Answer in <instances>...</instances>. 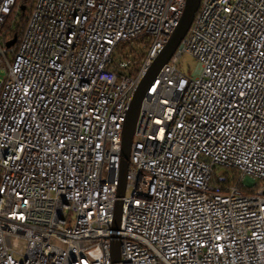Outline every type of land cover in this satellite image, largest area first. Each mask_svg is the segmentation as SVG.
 <instances>
[{
    "label": "built area",
    "instance_id": "built-area-1",
    "mask_svg": "<svg viewBox=\"0 0 264 264\" xmlns=\"http://www.w3.org/2000/svg\"><path fill=\"white\" fill-rule=\"evenodd\" d=\"M184 2L33 0L7 46L15 0H0V264H264V0H200L141 101L117 195L128 105ZM139 39L137 72H117Z\"/></svg>",
    "mask_w": 264,
    "mask_h": 264
},
{
    "label": "water",
    "instance_id": "water-1",
    "mask_svg": "<svg viewBox=\"0 0 264 264\" xmlns=\"http://www.w3.org/2000/svg\"><path fill=\"white\" fill-rule=\"evenodd\" d=\"M200 0H185L184 7L179 21L171 32L162 51L153 59L147 70L141 75L138 86L132 95L130 103L126 111V117L121 132V162L118 171V189L117 195L124 194L126 185V174L129 167L130 149L133 140V133L137 115L139 112L141 101L145 95L150 82L154 79L161 67L168 62L171 55L179 45L180 41L189 29L194 14L198 8ZM16 42L13 37L6 42L7 46H11ZM121 202L117 201L113 212L112 229L117 230L120 224ZM110 246L111 259L113 262L120 261V243L117 236L113 235Z\"/></svg>",
    "mask_w": 264,
    "mask_h": 264
},
{
    "label": "trees",
    "instance_id": "trees-1",
    "mask_svg": "<svg viewBox=\"0 0 264 264\" xmlns=\"http://www.w3.org/2000/svg\"><path fill=\"white\" fill-rule=\"evenodd\" d=\"M33 0H15V5L11 14L7 17L6 22L3 25L1 38L5 42L9 41L13 37L18 39L24 28L27 15L29 13ZM148 45H144L143 40H133L120 44L113 57V67L117 72L135 73L137 68L144 58ZM126 61L127 66L121 67L120 62Z\"/></svg>",
    "mask_w": 264,
    "mask_h": 264
},
{
    "label": "rangeland",
    "instance_id": "rangeland-1",
    "mask_svg": "<svg viewBox=\"0 0 264 264\" xmlns=\"http://www.w3.org/2000/svg\"><path fill=\"white\" fill-rule=\"evenodd\" d=\"M1 40V38H0ZM197 66V59L188 53H184L179 57L178 68L185 74H192ZM2 73H0V77Z\"/></svg>",
    "mask_w": 264,
    "mask_h": 264
}]
</instances>
